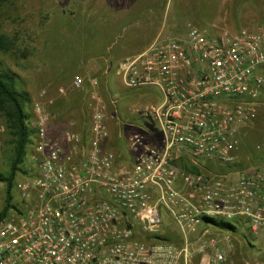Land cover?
<instances>
[{
    "label": "built area",
    "instance_id": "2783aa9c",
    "mask_svg": "<svg viewBox=\"0 0 264 264\" xmlns=\"http://www.w3.org/2000/svg\"><path fill=\"white\" fill-rule=\"evenodd\" d=\"M117 75L127 87L159 91L158 104L131 110L157 122L162 144L134 132L133 160L117 162L104 146L110 106L96 76L77 75L70 86L87 99V133L68 127L63 140L51 137L57 117L35 101L32 165L7 210L0 196V264H232L225 246L235 230L213 233L206 218L264 244V161L232 168L237 136L255 128L264 104V31L214 34L189 23L123 57ZM5 131L0 123V160ZM179 151L200 170H182ZM166 216L183 232L181 244L163 239Z\"/></svg>",
    "mask_w": 264,
    "mask_h": 264
},
{
    "label": "rangeland",
    "instance_id": "374dc122",
    "mask_svg": "<svg viewBox=\"0 0 264 264\" xmlns=\"http://www.w3.org/2000/svg\"><path fill=\"white\" fill-rule=\"evenodd\" d=\"M126 1L129 3L128 6ZM262 5V0L259 2L258 0H5L0 5V33L17 36L21 39L22 45H29V49L38 48V54L48 41L50 47L55 43L56 49L62 53L56 60L52 59L53 63L43 66L38 64V62L43 64V60L34 54L25 60L15 58L10 53L0 52V59L21 75L20 82L31 92L33 101L28 110L32 111L35 101H41L49 112L57 115L59 120H62V116L68 112L74 114L81 112L80 107L71 108L74 103L77 104V92L70 87L71 82L77 75H94L99 79L102 96L109 103V120H116L117 115L119 121L134 120L140 124L144 123L146 132L157 134L156 121L143 116L144 113H133L130 109L134 104H138L137 102L155 106L160 100L159 91L155 87L130 88L120 81L116 75L117 67L126 55L114 54L111 59L107 54L102 53L104 46L99 45L101 43L99 28L124 30L123 42H126L129 36L137 34L143 36L145 30L152 26L150 21H154L155 29L161 26L160 35L163 38L184 33L189 23L214 34L232 33L243 27L264 31ZM130 7L134 11L139 10L133 25L131 22L124 23L125 19L130 20L127 14ZM143 15L146 17L145 20L140 19ZM159 21L162 22L158 23ZM124 24H128L125 29H123ZM58 37L59 41L56 43ZM111 39L112 36L104 43L110 42ZM70 47L74 53L73 60L61 56L65 55L64 50L71 52ZM106 57L109 59L108 62ZM56 84H59L58 87H67V93L63 95L58 93L55 97L53 88ZM41 91H45L49 98L54 97L52 101L45 102L46 96H38ZM49 93L52 95H48ZM67 95L69 97L75 95V97L68 102L65 99ZM61 98H64L63 102L58 101ZM86 106L83 109L87 114V111L88 113L90 111ZM115 109L118 114L114 112ZM0 123L4 124L1 118ZM59 125L52 126L51 123L50 130L53 132ZM254 126V129L244 128L237 136V152L244 166H250L252 163L249 162L252 153L247 152L248 149L255 151L256 156L264 157V104L259 109ZM32 127L35 129L33 125ZM35 137L36 133L33 141ZM127 138L126 134L123 143H128ZM10 148L8 135L5 133L4 151L0 160L2 172H7L9 169ZM31 148L30 145L29 150ZM26 165H32L28 158ZM180 168L193 171L194 167L187 168L180 164ZM208 168L216 169L213 166ZM5 185L4 182H0V196L4 195ZM164 224V235L181 244L183 232L176 221L171 216H166ZM207 228L213 233L225 231V228L213 223ZM225 249L232 264H264V244H257L255 236L244 228L234 231L232 241L225 246ZM193 264H200V258H196Z\"/></svg>",
    "mask_w": 264,
    "mask_h": 264
},
{
    "label": "trees",
    "instance_id": "16d2710c",
    "mask_svg": "<svg viewBox=\"0 0 264 264\" xmlns=\"http://www.w3.org/2000/svg\"><path fill=\"white\" fill-rule=\"evenodd\" d=\"M5 0H0V5ZM73 13V12H72ZM21 39L8 33H0V52L10 53L15 58H23L28 60L32 54L37 55L38 48L29 49V45L21 44ZM21 62V61H20ZM21 75L7 66L0 59V118L5 125V133L8 135V142L11 145L9 156V169L7 172L0 171V182H4V196L6 201V210L11 206L13 199V190L19 176L22 173H27V155L29 147L33 142L35 129L31 125L33 113L28 110L32 104L33 98L31 92L22 85ZM77 94V99H79ZM89 110V109H88ZM88 113V111H87ZM56 115V114H55ZM7 140V139H6ZM247 152L252 153L249 162L251 165H258L264 161V157L255 155V151L248 149ZM246 167L241 162L236 163L232 168ZM198 167H194L193 171H199ZM187 171H190L189 169ZM5 210V212H6ZM208 223L216 224L225 229L237 230L230 222H223L213 218H206ZM163 239L173 241L169 236H163Z\"/></svg>",
    "mask_w": 264,
    "mask_h": 264
},
{
    "label": "crops",
    "instance_id": "0c3cea01",
    "mask_svg": "<svg viewBox=\"0 0 264 264\" xmlns=\"http://www.w3.org/2000/svg\"><path fill=\"white\" fill-rule=\"evenodd\" d=\"M216 1H218V0H216ZM259 1H261V0H258V2ZM126 3L128 6L129 3L127 1H126ZM262 3H263L262 6L264 7V0H262ZM130 6H131V3H130ZM128 11L129 12L127 14L130 17V20L128 21L125 19L124 23L125 22H129V23L131 22V25H133V22L134 23L136 22V20H134V18H136V15H137L139 10L134 11V9L132 7H130ZM140 19L145 20L146 17L143 15V17H141ZM140 19L138 18V21H140ZM146 22H148V20ZM150 22H151L152 26L150 28H147V30H145L143 36L142 35L140 36L139 34H137L136 36H129L128 39L126 40V42L124 41L125 43L123 42V40L125 39V36H124L125 32H123L124 30L121 31L118 29L119 30V32H118L117 29L116 30H109V29L100 27L99 28V31H100L99 38L101 39L100 40L101 43L99 45L104 46L102 53L107 54V57L109 56V58L112 59L114 57V54L118 55V53H120V54H125L127 56V55L142 52L143 50L147 49L162 32L161 26L157 27V29H155L154 21H150ZM160 22H162V21H159L158 23H160ZM128 24H126V25L124 24L123 29H125ZM111 36H112L111 41L106 42V44H105L104 42L108 38H111ZM58 41H59V37H58V40L56 43H58ZM70 49H71V52H67L66 50H64L63 52H65V55L62 54L61 56H63V57L65 56V58L68 60H71V58L73 60L74 59V56H73L74 53L72 52L73 49L71 47H70ZM38 51H37V56H40V60H43V64H42V62H38V64H40L42 66L43 65H50L51 63H53L52 59L56 60V58L58 56H60V54L62 53L58 49H56L55 43L52 44L50 47L49 41L46 42V44H44L40 54H38ZM49 54H51L52 58ZM107 57H106V60L108 62L109 59H107ZM55 60H53V61L55 62ZM58 86H59V84H56L55 87L53 88V89H55V94H54L55 97L58 94ZM100 90H101V87H100ZM48 95H52V94L49 93ZM38 96H40V93L38 94ZM74 97H75V95H73L72 97H69L67 95V96H65V99L68 100V102H71ZM50 98L48 96H46L44 98V101L45 102L48 100L52 101V99L54 97L51 99ZM63 99L64 98H61L58 101L63 102ZM76 100H77L76 101L77 104L74 103L71 108H73L74 106L80 107L81 112H78L77 114H74L72 112H70V113L68 112V114H65V116H62L63 117L62 120H59L57 115H56L57 119L54 123H52V126L53 125H59V124L60 125L57 126L53 130V132H52V130H50V126H49V135L51 137H55L57 139L63 140V133L68 127H72L76 130H80V131H83L84 133H87L86 116H88V113L86 114V110L83 109L85 107V105H87V99H85V98L77 99L76 98ZM137 103H139V102H137ZM56 104L58 105V103H56ZM86 107L88 108V105ZM114 112L116 114H118V111L116 109ZM143 116H145V115H143ZM148 118L152 119L150 117H148ZM115 119L116 120H109L108 119L109 128H110V136L105 141L104 146H105V148L112 150L116 154L117 162H121V161L130 162L134 158V152L131 150L129 143H127V144L123 143V141H124L123 137L125 138L126 134L129 137L134 132H142L145 134V136L149 142L157 144V145L162 144L161 132L158 128L156 131L157 134L151 133L150 131L148 133V132H146V128L144 127V123L140 124V122H135L134 120H131V121L120 120L119 121L117 115H116ZM151 138H153V139H151ZM182 153H184V151L176 152V157H177L176 163L179 165V167H180V164L184 165L187 168L192 167L188 163V161H186L184 159V156H182L183 155Z\"/></svg>",
    "mask_w": 264,
    "mask_h": 264
}]
</instances>
